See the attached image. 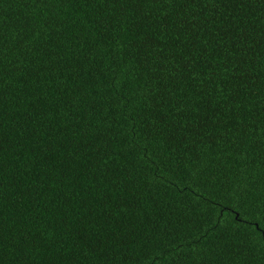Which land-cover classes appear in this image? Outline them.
I'll return each instance as SVG.
<instances>
[{"label": "trees", "instance_id": "16d2710c", "mask_svg": "<svg viewBox=\"0 0 264 264\" xmlns=\"http://www.w3.org/2000/svg\"><path fill=\"white\" fill-rule=\"evenodd\" d=\"M0 264H264V0H0Z\"/></svg>", "mask_w": 264, "mask_h": 264}]
</instances>
